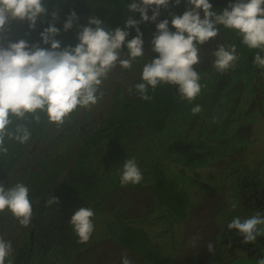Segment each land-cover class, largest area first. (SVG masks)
Returning <instances> with one entry per match:
<instances>
[{
	"label": "rangeland",
	"instance_id": "obj_1",
	"mask_svg": "<svg viewBox=\"0 0 264 264\" xmlns=\"http://www.w3.org/2000/svg\"><path fill=\"white\" fill-rule=\"evenodd\" d=\"M20 39L12 21L7 31L0 33V46ZM151 40L148 36L144 42L149 44ZM219 44L232 45L219 33L198 46L201 61L194 67L200 74L201 93L192 102L178 95L177 108L163 131L139 132L124 140L109 172L103 167L106 147L94 150L88 164L100 180V206L62 200L42 205L35 214L38 201H31L32 217L27 226L7 210L0 212V236L11 241V256L28 245V264H121L124 254L132 264H257L264 257V225L258 226L262 241L259 251L237 254L239 250L224 241L231 231L227 225L235 217L247 219V212L264 216L256 209L250 210L247 196H241L242 175L250 178L255 174L256 182L264 184V68L237 52L235 67L218 72L212 53ZM146 58L144 47V56L133 61L130 69L117 65L111 70L99 86L95 105L78 107L60 125L47 120L40 141L28 149L4 186L21 183L37 159L67 168L77 143L98 128L114 109L116 84L124 93L142 71ZM196 105L201 111L193 114L191 109ZM132 158L143 179L136 187L110 184L109 179L120 177L123 163ZM157 162L168 177L176 178L179 187L188 192L190 207L182 220H176L152 197L151 167ZM81 207L94 212V230L87 242L80 241L69 223ZM118 225L144 230L158 263L145 262L129 252L112 229ZM68 237L75 238L77 248L62 244ZM209 243L211 251L207 248ZM232 253L236 254L228 256Z\"/></svg>",
	"mask_w": 264,
	"mask_h": 264
},
{
	"label": "clouds",
	"instance_id": "obj_2",
	"mask_svg": "<svg viewBox=\"0 0 264 264\" xmlns=\"http://www.w3.org/2000/svg\"><path fill=\"white\" fill-rule=\"evenodd\" d=\"M175 5L180 0H172ZM170 0H133L128 10L139 13L140 19L129 17L124 28L106 30L97 17H90L87 25H80L78 42L74 46L61 47L56 39L61 29L55 26L58 11L48 12L45 0H0V33L7 31L12 21L27 22L29 29L36 27L41 17L50 16L47 27L39 33L40 43L29 44L20 39L0 46V151L6 152L5 136L11 123L10 116L23 119L26 114L38 111L46 113L51 123L63 124L65 118L78 107L88 108L98 102L99 86L108 73L117 65L130 69L137 58L144 56L141 22H156L161 9H167ZM151 10V15H148ZM171 21L163 19L156 23V32L151 40L152 52L158 54L144 63L140 80L133 85L143 100H149V87L153 90L161 83L174 85L182 100L192 102L201 93L200 74L195 70L201 61L198 45H203L219 35L220 25L235 30L241 43L249 49H259L253 62L264 68V0H234L220 12L213 10L209 0H186V10L172 14ZM78 20L75 11L69 12L63 30H70ZM171 23L175 31L169 28ZM127 29L136 35L130 40ZM50 45V47H41ZM122 48L127 51L122 52ZM212 55L213 66L218 72L234 68L239 60L235 45L219 44ZM131 91V89H130ZM192 113L201 107L194 106ZM15 139L20 143L29 140L27 128L18 127ZM143 179L134 158L127 159L120 173L121 184H137ZM57 203V198L48 201ZM235 207V205H233ZM7 210L21 225L31 222L32 202L29 189L23 183L11 187L0 184V212ZM91 208L81 207L74 212L69 223L80 241L87 242L94 230ZM259 225H264V216L254 215L241 220L235 217L227 227L243 237L244 243L255 241L260 235ZM209 251L212 244L207 245ZM13 252L11 241L0 236V264ZM10 264V261H9ZM121 264H132L126 254ZM257 264H264V257Z\"/></svg>",
	"mask_w": 264,
	"mask_h": 264
},
{
	"label": "trees",
	"instance_id": "obj_3",
	"mask_svg": "<svg viewBox=\"0 0 264 264\" xmlns=\"http://www.w3.org/2000/svg\"><path fill=\"white\" fill-rule=\"evenodd\" d=\"M131 2L133 0H45L49 13L58 11L59 19L55 22V26L61 31L56 39L61 41V47L74 46L78 42L79 26L87 25L90 17L99 18L106 30L110 31L117 27L123 29L129 17L139 20V13L128 10V5ZM209 2L213 5L214 11L220 12L234 0H209ZM185 10L186 0H180L178 5L170 0L168 8L160 10L156 22H141L138 25L143 34V41L148 36L153 38V34L156 32V23L160 22L162 17L170 22V13L180 15ZM71 11L76 12L78 20L70 30L64 31L63 23ZM148 15H151V10ZM50 19V16H42L34 29H29L26 21H13V25L20 32V38L31 45L40 43L39 33L47 27ZM218 27L219 33L226 36L232 45L236 46L237 52L249 62L254 63V55L260 50L249 49L243 45L241 37L235 30L227 29L222 25ZM169 28L171 31L175 30L171 23H169ZM127 31H129V36L126 40H130L136 35L134 29H127ZM41 47L47 48L50 45L41 44ZM144 47L147 48V62L158 55L152 52L151 43L145 44L144 42ZM122 51L126 53L127 49L122 48ZM134 61L138 62L140 58ZM140 74L141 72L133 78L130 87L124 93L120 91L119 84H116L113 97L117 103L114 109L108 113L98 128L87 133L77 143L72 163L67 168L60 164L50 165L47 160L42 158L32 162L21 183L28 187L30 201H38L35 214L42 205L49 203L48 201L52 198H57V203L67 200L83 206L90 204L97 208L100 206V180L88 164L94 150L102 145L106 147L107 155L103 160V167L106 172H109L111 163L119 153L124 140L139 132H160L166 128L168 118L175 112L178 105L177 87L166 83L159 84L154 90L149 87L147 95L151 99L143 100L133 88V85L142 82ZM36 115L40 117L38 121L34 119L33 114H26L23 119L10 116L11 123L7 132L11 135H6L4 142L7 151H0V184H5L12 170L19 164L28 149L40 141L46 127L47 117L43 111H38ZM18 127L29 130L31 135L28 141L20 143L14 138L18 134L16 132ZM151 178V194L155 202L166 208L176 220L184 219L190 207L188 192L179 187L176 178L167 176L159 162L152 165ZM109 183L130 187L137 185L121 184L120 177H111ZM54 187L57 188L53 190ZM43 199L46 200L39 205ZM112 229L129 252L142 258L145 262L158 263L157 254L153 251L151 241L144 230L132 225H118ZM62 244L78 247L74 237H68L66 241H62ZM27 249L28 245L20 247L13 256L6 259L5 264H9V261L10 264H28L29 252Z\"/></svg>",
	"mask_w": 264,
	"mask_h": 264
},
{
	"label": "flooded vegetation",
	"instance_id": "obj_4",
	"mask_svg": "<svg viewBox=\"0 0 264 264\" xmlns=\"http://www.w3.org/2000/svg\"><path fill=\"white\" fill-rule=\"evenodd\" d=\"M164 18L162 17V20ZM175 31V30H174ZM255 176V174H253L250 178H248V176H243V185H242V189H241V196H243L244 194V199L247 202H250L249 204V208L250 210H255L258 213H261L262 215H264V184L259 185V182H256V180L253 178ZM246 179V180H245ZM253 215H251L249 212L246 213V217L249 218ZM242 219V218H241ZM32 223H34V220L32 221ZM33 232V231H32ZM30 243L29 245H32V235H30ZM261 239V235L260 237H257V239L255 241L249 242V243H244L243 242V237L241 235H239L236 230L231 229L230 234L228 236V239H225L224 241L228 244V247H231L232 249L235 248L236 250H239V252H237V254H248V253H254L256 251L260 250V245L262 243V241H260ZM264 244V243H263ZM31 249V247L29 248V250ZM236 253H232V254H228L229 255H234ZM230 256V257H231ZM230 257H228V260H230ZM29 258V256H28Z\"/></svg>",
	"mask_w": 264,
	"mask_h": 264
},
{
	"label": "water",
	"instance_id": "obj_5",
	"mask_svg": "<svg viewBox=\"0 0 264 264\" xmlns=\"http://www.w3.org/2000/svg\"><path fill=\"white\" fill-rule=\"evenodd\" d=\"M45 200H46V199L41 200V201L39 202V205H40L41 203H43Z\"/></svg>",
	"mask_w": 264,
	"mask_h": 264
}]
</instances>
